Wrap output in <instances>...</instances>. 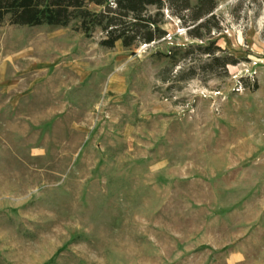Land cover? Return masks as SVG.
<instances>
[{"label":"rangeland","instance_id":"rangeland-1","mask_svg":"<svg viewBox=\"0 0 264 264\" xmlns=\"http://www.w3.org/2000/svg\"><path fill=\"white\" fill-rule=\"evenodd\" d=\"M217 2L224 67L0 26V264H264V0Z\"/></svg>","mask_w":264,"mask_h":264},{"label":"trees","instance_id":"trees-1","mask_svg":"<svg viewBox=\"0 0 264 264\" xmlns=\"http://www.w3.org/2000/svg\"><path fill=\"white\" fill-rule=\"evenodd\" d=\"M217 5V0H0V26L73 25L86 36L98 29L102 46L121 41L136 47L164 38L167 17H175L190 38L200 41L193 47L210 57V65L224 67L230 60L219 54L214 38L221 31Z\"/></svg>","mask_w":264,"mask_h":264},{"label":"crops","instance_id":"crops-1","mask_svg":"<svg viewBox=\"0 0 264 264\" xmlns=\"http://www.w3.org/2000/svg\"><path fill=\"white\" fill-rule=\"evenodd\" d=\"M239 259L236 261L235 253H234L233 254V258H231V256L229 257V260H228L227 264H239V263H237L238 261H240Z\"/></svg>","mask_w":264,"mask_h":264}]
</instances>
